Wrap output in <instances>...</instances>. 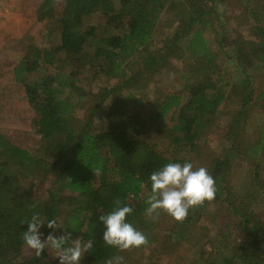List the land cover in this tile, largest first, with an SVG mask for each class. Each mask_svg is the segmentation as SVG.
Here are the masks:
<instances>
[{
  "label": "trees",
  "instance_id": "1",
  "mask_svg": "<svg viewBox=\"0 0 264 264\" xmlns=\"http://www.w3.org/2000/svg\"><path fill=\"white\" fill-rule=\"evenodd\" d=\"M52 1H44L46 11L50 10L49 4ZM167 1L120 0V6L117 8L114 0H57V3L64 4L63 11L59 13L60 43L45 50L33 47L28 51L23 65L15 68V76L25 85L28 101L35 111L33 119L35 131L49 143L51 150L47 151L51 152L54 158L52 165L56 172V180L49 190V200L41 205H38L36 200H31L26 192L22 193L23 197L21 195L23 200L13 199L8 193L6 183L4 185L2 181L6 179L5 171L9 167L5 161L12 164L18 160L22 161L28 173L35 172L33 166L34 168L37 166L42 175H44L42 170L49 172L52 169L42 168L37 156L0 136V144L4 149L0 151V155L4 157V164H0V264H50L47 261L46 250L39 257L35 253L28 257L16 256L20 254L22 246L25 247L22 234L27 230L28 222L33 215L38 214L42 220L44 218L45 224L41 230L46 234L51 233L47 221L56 220L63 212L61 206L66 199L64 196L66 192L75 194L73 200H80V203L66 217L58 237L65 234V230L71 233L65 247L71 246L75 239L82 242L92 240L93 248L85 253L88 263L110 257L115 249L104 243L105 226L99 217L113 211L116 200L121 202V206H130L133 209L126 217L127 222L133 226L137 224L136 221L140 222L147 207V196L144 193L146 188L151 189L150 175L168 163L177 162L176 158L163 154L143 138V126L127 110L128 102L133 99V95L128 94L126 97L120 95L125 88L131 87L132 82L141 78L140 74L126 77L124 73L122 86L112 87L102 93L104 100L106 95L111 94L113 97V104L106 115L105 131L104 128L98 132L93 131L91 115L84 127L76 133L73 113L77 103L72 101L70 92L73 94L78 89L77 77L83 71H95L96 74L108 78L122 75L126 57L148 44L155 23ZM196 1L191 0L189 6L182 3L178 8L179 20L184 23L171 38H167V47L170 50L175 47L178 49L181 39L187 37L185 51L191 52V59L194 62H189L186 67H191L199 77L202 73L204 75L201 80H196L193 86L187 84L189 96L186 101H183L182 94L170 93L153 105L149 113L151 123L155 124L166 120L172 111L179 110L177 122L168 127L167 134L175 143L193 145L199 137L203 121L217 114L218 107L226 100L229 86L228 82L219 84V77L213 78L216 57L204 29L210 26V19L207 16L211 14V10L208 12ZM99 12L107 17V24L104 27L86 26L84 18ZM44 13L39 14L41 19L46 17ZM253 14L258 20L253 32L261 39L258 42L261 52L257 57L264 60V0H254ZM113 28H117L118 31H114ZM179 53L175 52V55H180ZM34 54L36 59L32 58ZM59 54L64 56L58 60ZM237 57L239 61L241 60L243 72H246L250 65L249 62H245L249 59L248 54H238ZM165 58L166 56H147L143 63L145 71H151ZM39 59L47 66L56 65L58 60L71 65L74 69L68 73L58 72L52 76L27 81L25 74L37 67ZM245 81L248 82L245 87L248 89L250 81L248 79ZM251 91L252 89L248 90L245 100H249ZM82 97L84 96H81V99ZM257 98H264V90ZM244 103L247 104V101ZM95 109L93 108L94 111ZM238 119L239 116L235 119V126ZM235 151L237 150H229L223 159H216L212 169L208 171L210 170L209 173L215 180L217 189L215 199L224 200L233 214L239 215L237 217L246 232L245 235L254 243L241 242L237 253L230 257L224 256L219 262L213 260L208 264H263L259 260L258 246L263 241V222L259 215L241 214L242 201L235 192L229 196L227 193L225 197L223 194L226 189L225 177ZM245 153L251 155L252 160H256L255 180L260 188H263L264 170L260 169L258 159L264 157V127L260 130L259 139ZM8 173L12 175V179L16 177L15 169L9 170ZM32 177L39 176L32 174ZM204 205L191 211L196 214L202 213ZM9 253L14 258H9Z\"/></svg>",
  "mask_w": 264,
  "mask_h": 264
},
{
  "label": "rangeland",
  "instance_id": "2",
  "mask_svg": "<svg viewBox=\"0 0 264 264\" xmlns=\"http://www.w3.org/2000/svg\"><path fill=\"white\" fill-rule=\"evenodd\" d=\"M44 1L0 0V136L37 156L42 168L52 169L49 172L42 170L44 172L42 175L37 166L36 169L33 166L35 172L28 173L22 161L18 160L14 164L5 161L9 167L5 171L6 179L2 181L4 185L6 183L8 193L13 199L23 200L21 195L26 192L38 205L49 200V190L55 184L56 172L52 165L54 158L52 153L47 151L51 150L48 141L35 131L33 126L35 111L28 101L25 85L15 76V68L23 65L28 51L33 47L45 50L60 43L59 13L63 11L64 4L53 0L49 4L50 10L46 11ZM197 1L200 7L206 8L208 12L211 10V14L207 16L210 19V26L204 29L216 57L213 78L219 77V84L228 82L229 86L227 98L218 107L217 114L203 121L195 145L175 143L167 134L168 127L177 122L179 110L172 111L166 120L155 124L149 119L153 105L167 94H182L183 101H186L189 96L187 84L193 86V83L201 80L204 75L202 73L199 77L191 67H186L189 62H194L191 59V52L185 51L187 37L181 39V47L179 45L178 49L175 47L170 50L167 47V38H171L184 23L179 20L178 8L182 5L189 6L191 0L166 2L148 44L126 57L122 75L108 78L91 70L78 75L76 81L78 89L73 94L70 92L72 101L77 103L73 113L76 133L84 127L91 115L93 131L98 132L104 127L107 128L106 115L113 104V97L109 94L104 100L102 93L112 87L122 86L124 73L126 77L140 74L141 78L135 80L136 83L132 82L131 87L125 88L120 95L122 97L133 95V99L128 102L127 110L143 126V138L163 154L176 158L175 163L191 162L194 167L203 166L207 170H211L216 159H223L229 150H237L233 152V160L225 177L224 197L227 193L229 196L235 192L242 201L241 214L259 215L264 224V187L260 188L255 180L256 160H252L251 155L245 153L259 139L260 130L264 127V98H257L264 90V60L257 57L261 52L258 46L261 39L253 32L254 26L258 24L253 14L254 0ZM114 3L119 8L120 0H114ZM43 12L46 17L41 19L39 14L42 15ZM84 20L86 26L104 27L107 24V17L100 12L87 16ZM113 30L118 31L117 28ZM175 52H180L179 54L183 56H176ZM245 53L249 59L243 60L250 65L246 72H243L241 60L239 61L237 56ZM149 55L166 58L162 62L159 61L151 71H145L143 63ZM61 56L64 55L59 54L58 60ZM32 58L36 59V55L34 54ZM58 60L56 65L47 66L39 59L37 67L25 74L26 80L34 81L58 72L68 73L74 69L71 65ZM247 79L250 81L248 89L245 88L248 84L245 81ZM249 89H252L249 93L250 98L245 100ZM81 96L84 97L81 99ZM246 101L247 104L244 103ZM93 108H96L95 111ZM238 116V123L235 126V119ZM1 150L4 149L0 144ZM3 158L0 155V164H4ZM258 163L260 169L264 170V157L258 159ZM11 169H15L14 179L8 173ZM32 174L39 177L34 178ZM150 191V188H146L144 195L147 196ZM64 196L66 199L61 206L63 212L56 219L62 227L51 229V233L57 237L62 231L66 217L80 203V200H73L75 196L73 193L66 192ZM204 206V210L199 214L190 209L183 222H177L164 212H161L158 219L152 220L146 218L144 212L140 218V225L136 221L134 227L146 235L148 244L125 252H119L115 248L110 257L122 255L125 258L124 264H208L213 260L219 262L224 256L234 255L238 252L241 242L254 243L245 235L246 232L237 217L239 215L233 214L227 202L215 199ZM40 231L43 234L41 238L46 239L48 234L41 229ZM262 237L263 241L258 245L259 260L264 264V234ZM46 251L47 261L50 264H59L55 250ZM33 253L34 251L25 245L16 257H28ZM8 257L14 258L10 253ZM110 257L88 263L84 255L80 264H105Z\"/></svg>",
  "mask_w": 264,
  "mask_h": 264
},
{
  "label": "clouds",
  "instance_id": "3",
  "mask_svg": "<svg viewBox=\"0 0 264 264\" xmlns=\"http://www.w3.org/2000/svg\"><path fill=\"white\" fill-rule=\"evenodd\" d=\"M96 173V172H95ZM98 175V173H96ZM151 191L146 198V218L156 220L161 212L171 216L177 222H183L190 209L203 206L206 202L215 199V180L207 168L194 167L193 163H168L160 170L150 175ZM113 211L99 217L105 226L103 241L107 246L125 252L133 248H140L148 244L146 235L127 222L126 217L133 212L130 206H121L119 200L115 201ZM45 224L38 214L32 216L28 222L27 230L22 234L24 244L37 257L45 250H55V257L59 264H80L82 257L93 248V241L82 242L80 239L72 241L71 246L65 247L70 232L57 237L49 233L42 239L41 227ZM50 229H59L56 220L47 221ZM124 256L115 255L106 260L105 264H124Z\"/></svg>",
  "mask_w": 264,
  "mask_h": 264
}]
</instances>
